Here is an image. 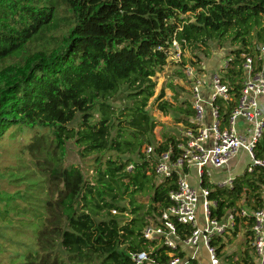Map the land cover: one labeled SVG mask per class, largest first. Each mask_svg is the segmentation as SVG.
Returning <instances> with one entry per match:
<instances>
[{"label":"trees","instance_id":"1","mask_svg":"<svg viewBox=\"0 0 264 264\" xmlns=\"http://www.w3.org/2000/svg\"><path fill=\"white\" fill-rule=\"evenodd\" d=\"M228 38L241 46L227 57L222 81L238 94L242 55L255 59L254 45L264 43V0H0V141L12 127L33 129L20 150L33 170L0 179L13 188L0 187V264H133L130 253L148 251L154 243L142 230L159 224L177 190V175L158 178L154 166L165 152L174 160L184 141L157 142L151 110L177 113L184 126L194 114L185 90L176 106L163 91L154 97L153 78L174 40L200 64L212 43ZM122 90L127 104L118 109L112 102ZM70 146L79 162L67 161ZM254 155L264 161V134ZM202 186L216 202L214 216L251 214L235 219L233 233L242 227L248 248L225 262L254 264L252 214L262 207L264 170L245 169L231 188L207 178ZM20 216L38 222L33 239L20 237ZM176 229L182 238L191 230ZM151 256L167 260L164 248Z\"/></svg>","mask_w":264,"mask_h":264},{"label":"built area","instance_id":"2","mask_svg":"<svg viewBox=\"0 0 264 264\" xmlns=\"http://www.w3.org/2000/svg\"><path fill=\"white\" fill-rule=\"evenodd\" d=\"M186 49L185 43L181 46L174 40L167 60L182 67L194 114L187 120L189 126H181L180 136L184 141L177 145L178 156L172 160L171 151L162 153L154 166L158 178L177 175V190L169 193L171 205L161 212L159 224L150 222L142 230L143 239L154 245L148 251L130 253L133 264H222L225 246L234 235L235 219L251 214L240 209L228 210L220 218L214 216L216 202L209 198L210 190L202 186L203 178L211 183L208 167L221 169L226 178L213 184L231 188L234 177L230 169L240 152H245L252 162L247 172L255 167L264 170V161L254 155L264 134V43L257 48L255 59L242 55L245 60L240 68L242 78L238 94L233 85L222 81L228 59L223 64L217 63L214 70L188 66L183 61ZM226 107L230 110L224 117L222 109ZM151 152L152 147H147L146 153ZM191 167L196 169L197 187L189 184ZM252 216L253 261L264 264V192L262 207ZM176 224L189 226L190 233L182 238ZM159 248H164L165 262H157L151 256Z\"/></svg>","mask_w":264,"mask_h":264},{"label":"rangeland","instance_id":"3","mask_svg":"<svg viewBox=\"0 0 264 264\" xmlns=\"http://www.w3.org/2000/svg\"><path fill=\"white\" fill-rule=\"evenodd\" d=\"M253 35L254 33L250 32L249 36L251 38H253ZM260 45L261 44L254 45L253 48H255V52H257V48ZM240 46V44H232L231 39L229 38L223 44V46H218L217 43H212L210 47L211 56L207 59H203L200 64L197 63V59L188 51V49H186L183 54V61L185 62L184 64L188 66L194 63L196 64V67L208 68L211 67V61L216 57L217 60L215 62V65L210 68L211 70H214L219 64H221V62L223 64L227 57L231 58V52L240 48ZM153 81L156 83L154 97H156L160 92L163 91V99L168 100L175 106L180 102L186 100L184 98L186 94L183 90H187V83L185 81L181 66H177L175 65V63L173 64L172 62L167 60V64L160 72L156 73ZM169 84L172 85L174 91L169 87ZM124 94L125 91L122 90V92L115 98V101L112 102V104H114V106H116L118 109L127 104V102L123 100ZM153 98L149 101V103L153 101ZM151 115L156 119L158 124L154 129V135L157 142H162L164 135L176 137L180 135L181 126H183V124L177 123V113H169L168 115H163L161 112L157 111L154 106L151 110ZM31 132H33V129L23 126H15L12 127L0 141V179L4 177L9 178L11 176V172L16 173V175H13V177H20V175H23L26 171L25 166H28L29 169L33 170L32 164L27 158V155L20 152L22 147L21 145L27 143L28 136L32 135ZM67 161L69 163L79 162V157L76 153V149L71 146L69 147ZM251 163L252 162L248 158L247 154L245 152H240L237 158V164L240 172L244 171ZM208 168L211 172V177L215 182H220L221 180L225 179L226 175L222 172L221 169H215L212 167ZM191 174L192 178H189V184L197 187V174L194 167H191ZM5 180L7 181V179ZM8 181H10V179ZM0 187L9 191H13V188L6 187L5 181L0 180ZM141 201L147 204L146 197L142 198ZM2 203H4V205H0V209L1 211H4L6 203L0 202V204ZM198 211H200V209ZM18 219L22 222L20 224V227L23 226L22 230L26 232V235L25 233H22L20 237L23 239H27L29 237L33 239L38 222L37 225L36 222L35 224L33 223L32 225H28L25 224L27 221V217L20 216L18 217ZM199 225L201 226V223ZM244 231L245 230L240 227L238 229V232L235 235H231V239H228L227 246H225V249L223 251V257L221 258V262L223 264H227L225 262V259H227V262H229L230 260H234V258L240 257L241 253L248 248L246 244V237L243 233ZM9 232L15 231L10 230L6 232V235Z\"/></svg>","mask_w":264,"mask_h":264},{"label":"crops","instance_id":"4","mask_svg":"<svg viewBox=\"0 0 264 264\" xmlns=\"http://www.w3.org/2000/svg\"><path fill=\"white\" fill-rule=\"evenodd\" d=\"M211 67H208V68H205L206 70H211L210 69ZM239 156V155H238ZM238 158V157H237ZM237 158L233 161V164H232V166H231V169H230V175L232 176V177H235V176H237V175H239L240 173H242V172H240V170H239V168H238V164H237ZM224 173V172H223ZM226 175V174H225ZM227 176V175H226ZM210 177H211V175H210ZM189 178H192V174L190 175V177ZM226 178V177H225ZM210 182L213 184H217V183H219V182H215L213 179H212V177L210 178ZM222 181V180H221ZM220 181V182H221ZM197 185H198V180H197ZM235 259H237V258H234V260ZM223 264V263H222Z\"/></svg>","mask_w":264,"mask_h":264},{"label":"water","instance_id":"5","mask_svg":"<svg viewBox=\"0 0 264 264\" xmlns=\"http://www.w3.org/2000/svg\"><path fill=\"white\" fill-rule=\"evenodd\" d=\"M216 60H217V58L215 57V58H213V60L211 61V64H210V66L211 67H213L214 65H215V62H216Z\"/></svg>","mask_w":264,"mask_h":264}]
</instances>
